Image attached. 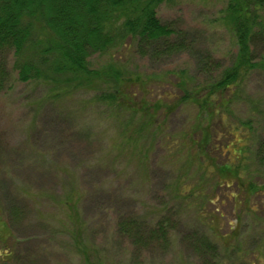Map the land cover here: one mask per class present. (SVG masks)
<instances>
[{"label":"trees","instance_id":"1","mask_svg":"<svg viewBox=\"0 0 264 264\" xmlns=\"http://www.w3.org/2000/svg\"><path fill=\"white\" fill-rule=\"evenodd\" d=\"M164 1L0 0V51L13 56L12 67L0 62V92L11 87L13 71L20 81L46 84L55 98L81 89L94 92L93 101L104 105L110 117L121 119L120 152L134 143L137 152L127 156L142 168L154 143H164L171 154H185L187 174L174 181L172 199L194 210L197 227L186 236L201 261L264 264V243L249 242L240 213H251L259 221L256 214L264 211V105L246 89L254 73L264 75V0H227L222 8L238 46L230 65L205 80L192 79L185 69L168 70V88L151 101L148 82L120 59L112 57L94 67L90 57L133 44H160L161 53L179 50L181 43L171 41L175 30L158 16ZM183 106L195 108L193 117L180 132L162 140L168 115ZM191 173L196 176L189 178ZM61 202L68 210L63 221H72L69 233L84 264H107L80 238L78 201L66 193ZM224 204L234 209L235 217L220 210ZM225 224L230 232L223 231ZM172 226L167 214L150 225L133 215L117 222L120 234L146 249L153 241L167 245ZM262 231L254 230L256 236ZM140 258L137 254L130 264H144Z\"/></svg>","mask_w":264,"mask_h":264},{"label":"rangeland","instance_id":"2","mask_svg":"<svg viewBox=\"0 0 264 264\" xmlns=\"http://www.w3.org/2000/svg\"><path fill=\"white\" fill-rule=\"evenodd\" d=\"M226 3L166 0L158 7V16L175 30L171 41L181 43L179 50L161 53L160 44L141 48L133 44L118 52L95 53L91 65L120 59L148 82L145 90L151 101L168 88L164 83L168 70L185 69L192 79H210L231 64L238 49L222 18ZM4 60L12 67L10 51H0V62ZM246 89L264 105L263 74L254 73ZM50 95L46 84L20 81L14 71L11 87L0 92V264H84L69 233L67 224L72 221H63L68 210L61 197L66 193L78 201L80 238L107 264H130L137 254L144 264H207L187 242V233L197 227L194 210L172 199L174 181L187 174L185 154H171L164 143H154L142 168L127 156L137 152L134 143L120 152L121 119L110 117L104 105L95 103L94 92ZM194 113L190 106L172 111L162 140L185 128ZM224 205L220 210L235 217L234 209ZM259 211V221L240 212L243 233L252 244L264 243V211ZM166 214L173 226L165 246L153 241L147 249L137 247L117 230L121 216H137L150 225ZM255 228L262 233L256 236ZM230 230L225 224L223 231Z\"/></svg>","mask_w":264,"mask_h":264}]
</instances>
